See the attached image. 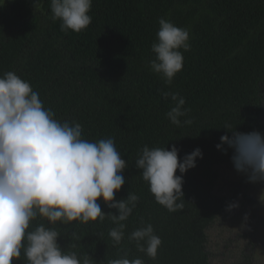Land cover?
Returning <instances> with one entry per match:
<instances>
[{
  "label": "trees",
  "instance_id": "16d2710c",
  "mask_svg": "<svg viewBox=\"0 0 264 264\" xmlns=\"http://www.w3.org/2000/svg\"><path fill=\"white\" fill-rule=\"evenodd\" d=\"M89 15L86 29L63 31L50 0H0V76L14 71L29 81L57 120L82 125L85 140L114 138L128 166L115 198L130 191L140 199L123 222L120 245L108 235L116 225L107 217L54 225L38 218L31 227L54 228L64 251L87 254L93 264H107L125 251L145 264H211L208 230L237 196L217 192L220 167H234L233 150L216 147L222 135H232L223 127L264 132V0H93ZM160 18L189 32L183 69L170 85L150 68ZM161 91L185 99L189 111L181 120L191 119L190 125L170 122L166 113L174 103ZM173 144L181 160L197 147L203 158L183 174L184 208L169 212L156 202L135 161L145 145L170 150ZM98 202L118 214L102 198ZM148 223L162 239L156 259L128 239ZM238 264H250L249 257Z\"/></svg>",
  "mask_w": 264,
  "mask_h": 264
},
{
  "label": "clouds",
  "instance_id": "9594fccd",
  "mask_svg": "<svg viewBox=\"0 0 264 264\" xmlns=\"http://www.w3.org/2000/svg\"><path fill=\"white\" fill-rule=\"evenodd\" d=\"M92 3L93 0H50L52 18L62 22L63 31L78 33L92 22ZM159 25L157 40L151 46L155 55L150 68L170 85L183 69L181 49H190L189 32L164 18L159 19ZM161 95L174 103L166 113L172 124L180 127L192 123L191 119L181 120L189 110L184 108L186 101L179 93L161 91ZM223 128L232 135H222L217 149L225 153L232 149L235 170L245 174L251 183H264V132H240L231 130L228 124ZM82 132L78 122L57 120L29 81L14 71L0 76V264L21 259L24 264H93L87 254L64 251L58 242L60 233L54 228L43 223L31 227L38 218L54 225L73 221L87 224L97 219L103 222L107 217L116 225L108 233L113 244L120 245L124 240L123 222L140 199L130 191L124 199L115 198L126 182V160L114 138L89 141ZM179 152L175 144L170 150L167 146L145 145L135 161L156 202L169 212L184 208L183 174L196 167L197 158H203L199 147L182 160ZM101 198L118 214L102 210L98 202ZM237 207L238 203H229L226 210ZM128 239L135 241L139 252L157 258L162 239L151 223L133 230ZM107 264L145 261L140 257L130 259L125 251L120 258L108 259Z\"/></svg>",
  "mask_w": 264,
  "mask_h": 264
},
{
  "label": "rangeland",
  "instance_id": "374dc122",
  "mask_svg": "<svg viewBox=\"0 0 264 264\" xmlns=\"http://www.w3.org/2000/svg\"><path fill=\"white\" fill-rule=\"evenodd\" d=\"M222 174L220 186L217 192L220 194H228L231 191L232 181L241 179L244 175L246 182H249L245 174L235 172L230 167H220ZM260 187L257 189V187ZM252 194L259 203L260 216L253 217V205L239 196L236 203L239 207L229 211L219 222L217 226L209 230L208 249L211 254V264H238L244 261L246 255L251 258L252 264H264V222L258 225V229L254 235L256 246L252 251L248 250L249 238L247 228L254 227V223L259 218L264 219V202L261 196L264 195V183H257L253 188ZM256 210V212H257ZM247 215V220L244 219ZM260 222V221H259ZM261 223V222H260Z\"/></svg>",
  "mask_w": 264,
  "mask_h": 264
},
{
  "label": "flooded vegetation",
  "instance_id": "af4514ba",
  "mask_svg": "<svg viewBox=\"0 0 264 264\" xmlns=\"http://www.w3.org/2000/svg\"><path fill=\"white\" fill-rule=\"evenodd\" d=\"M264 86V85H263ZM263 108H264V101H263ZM264 121V119H263ZM226 167H230V166H226ZM232 168L233 171L237 172L235 170L234 167H230ZM220 171V169H219ZM221 177H222V174L220 172V178H219V184L217 185V188L220 186V183H221ZM259 184V183H258ZM232 187H231V191L228 193V194H220L221 196H229V197H232L235 193L237 194L235 200L233 201V203H236V200H238L239 196H242L244 198L245 201H247L248 203L252 204L253 205V217L254 218H258V216H260V213L258 212V208H259V203L258 201L256 200V198H254L253 194H252V190L254 187L257 186V183H251V182H246V177L243 175L242 178L236 180V181H232V183L230 184ZM260 188L259 186L257 187V189ZM258 209V210H257ZM257 210V212H256ZM229 211H227L225 214L222 215V217H220V219L218 221H216L210 228L209 230L213 229L215 226H217L220 222V220L228 213ZM261 223H260V222ZM259 221H256L254 223V227L252 228H247L249 229V231L247 232L248 233V238H249V244H248V250L249 251H252V249L254 248V246H256V243L254 242V235L258 229V225L259 224H263L264 222V219L262 218H259ZM263 221V222H262ZM209 230H208V237H209ZM209 244V242H208ZM207 250L209 251L208 247H207ZM210 253V251H209ZM248 256V255H246ZM245 256V257H246ZM249 257V256H248ZM245 259V258H244ZM249 261H250V264H252V261H251V258L249 257ZM244 262V261H243ZM210 263H211V254H210ZM242 263V262H241Z\"/></svg>",
  "mask_w": 264,
  "mask_h": 264
}]
</instances>
